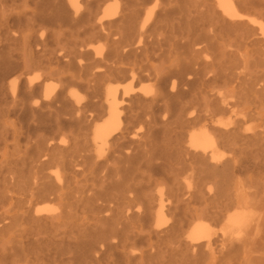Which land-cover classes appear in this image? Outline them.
<instances>
[{"label":"bare ground","instance_id":"bare-ground-1","mask_svg":"<svg viewBox=\"0 0 264 264\" xmlns=\"http://www.w3.org/2000/svg\"><path fill=\"white\" fill-rule=\"evenodd\" d=\"M51 2L82 48L61 70L22 53L0 95V256L103 264L94 237L119 236L109 264H264V0ZM36 68L60 84L26 76L29 103Z\"/></svg>","mask_w":264,"mask_h":264},{"label":"rangeland","instance_id":"rangeland-1","mask_svg":"<svg viewBox=\"0 0 264 264\" xmlns=\"http://www.w3.org/2000/svg\"><path fill=\"white\" fill-rule=\"evenodd\" d=\"M51 1L52 0H0V62L3 60L5 61L0 66V95L6 96L9 94V81L14 76H17L21 73L22 67L14 68V61L21 59L22 53L30 52L29 54L35 57V59L38 60L41 58L46 61L48 63L49 69L58 68L61 70V65H64L62 61L64 62L65 60H68L69 57L74 55V51H77V48L78 50L79 48H82L80 43H77L78 45H74L73 43L71 44L73 40L68 41L71 37L62 36L59 34L56 26L52 25L45 19H42V17H39L38 13L41 10H44L47 13L51 10ZM26 35L29 36V47H23L19 41L20 39L14 40V36L20 37ZM85 37L87 36L82 35L80 38ZM77 41H80V39L78 38ZM57 60L60 62L58 63ZM27 67L28 64L25 65V68ZM49 69L36 68L28 73V75L22 74V82L18 86V98H23L27 102L33 103L35 102L36 98L41 96L40 93L29 92V88L25 81L26 76H34L38 74L40 75V80L43 76L50 75L53 79H55V81H58L56 77L60 74L58 72H51ZM57 83L59 86L60 82L58 81ZM25 118L26 119H23L22 121L17 117L16 114L10 113L9 115L3 117L2 128H6L9 131L15 128L16 130L18 129L28 132L30 129L28 128V125L32 126L34 120L30 113H28ZM32 133L34 134V132ZM53 203L54 202H38L39 205ZM3 222H5V220ZM9 227H14V225ZM256 234L257 235L255 238L259 245L257 244V248V245L255 244V248H257L259 253V251L263 249L262 243H264V224L263 226L259 227ZM119 240V236H112L110 241H114L113 244L116 245L118 243V245L117 247H109L104 240H101L99 236L94 237L93 241L95 242L98 250L101 249L103 253L102 257H105L103 259V264H109L108 262L113 256L112 253H114L116 250L123 249L120 247L122 243ZM0 244L8 249V246L11 244V242L8 240L6 235H3ZM259 247L262 249L259 250ZM145 248L147 247L143 243L136 246L137 251ZM256 252L255 255H260V253L258 254ZM0 264H14V254L10 255L9 253L6 256H0Z\"/></svg>","mask_w":264,"mask_h":264}]
</instances>
